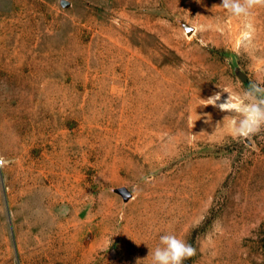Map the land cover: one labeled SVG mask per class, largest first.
I'll return each instance as SVG.
<instances>
[{
  "label": "rangeland",
  "instance_id": "374dc122",
  "mask_svg": "<svg viewBox=\"0 0 264 264\" xmlns=\"http://www.w3.org/2000/svg\"><path fill=\"white\" fill-rule=\"evenodd\" d=\"M222 0H0V264H264V130L203 106L264 86Z\"/></svg>",
  "mask_w": 264,
  "mask_h": 264
},
{
  "label": "clouds",
  "instance_id": "9594fccd",
  "mask_svg": "<svg viewBox=\"0 0 264 264\" xmlns=\"http://www.w3.org/2000/svg\"><path fill=\"white\" fill-rule=\"evenodd\" d=\"M219 7L231 16L242 19L244 30L239 45L248 49L252 45L255 32L254 10L264 8V0H222ZM222 90L228 93L226 102L217 105L220 100V93H217L203 100V106H218L221 111L231 113L224 119L231 120V134L234 138L251 139L264 130V86L253 83L242 92H233L227 88ZM10 163V160L0 156V169ZM194 254L195 249L184 239L167 233L160 235L159 245L149 252L152 264H184V261Z\"/></svg>",
  "mask_w": 264,
  "mask_h": 264
}]
</instances>
